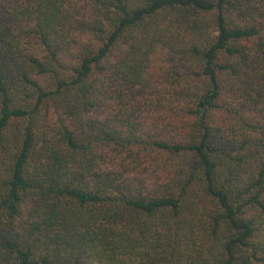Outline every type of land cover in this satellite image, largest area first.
<instances>
[{"label":"trees","instance_id":"trees-1","mask_svg":"<svg viewBox=\"0 0 264 264\" xmlns=\"http://www.w3.org/2000/svg\"><path fill=\"white\" fill-rule=\"evenodd\" d=\"M0 264H264V0H0Z\"/></svg>","mask_w":264,"mask_h":264}]
</instances>
